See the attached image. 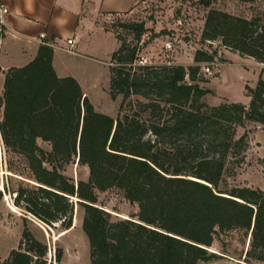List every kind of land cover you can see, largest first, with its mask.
<instances>
[{
  "label": "trees",
  "instance_id": "1",
  "mask_svg": "<svg viewBox=\"0 0 264 264\" xmlns=\"http://www.w3.org/2000/svg\"><path fill=\"white\" fill-rule=\"evenodd\" d=\"M120 27L134 37H117L120 46L111 56L109 96L122 97L115 119L96 112L74 79L57 77L48 46L4 74L0 136L9 151L27 160L36 183L20 187L14 205L66 231L72 227V199H78L90 264H200L216 257L207 251L214 236L234 230L249 235L246 258L264 261V192L220 189L228 158L237 165L244 160L247 136L235 139L236 128L246 121L264 126V82L247 89V107L208 106L201 101L210 91L198 85L205 81L199 64L213 62L211 55L197 51L195 65L187 68L137 66L144 23ZM217 40L264 64L261 17L210 10L201 41ZM133 96L145 102L126 107ZM75 161L87 168V181L75 184L61 174L63 165ZM113 188L137 207L130 219L112 221L96 206L97 192ZM46 255L47 246L24 225L17 248L0 264H47ZM61 256L57 250L55 264Z\"/></svg>",
  "mask_w": 264,
  "mask_h": 264
},
{
  "label": "rangeland",
  "instance_id": "2",
  "mask_svg": "<svg viewBox=\"0 0 264 264\" xmlns=\"http://www.w3.org/2000/svg\"><path fill=\"white\" fill-rule=\"evenodd\" d=\"M263 1L256 0L245 3L237 0H209V5L204 6L201 4V0H142L130 13L108 19L105 26L119 39L130 42L134 34L121 28L120 25L144 23L145 32L139 43L140 53L147 54L153 65L183 66L187 68V65H180L179 63L189 62L186 59H189L190 55L194 58L197 51L211 55L213 61H215L214 57L219 60L220 45L218 42L220 40L214 41V43L213 41H201L205 18L210 10L215 9L245 19L259 16L264 22ZM166 42L172 44L171 51L167 53L164 50ZM213 52L215 53L214 57ZM209 64H199V77L205 81L198 82V85L202 89L210 91V94L205 95L201 101L213 107L218 102L217 98L213 96V87L215 89L216 87L213 86V80L211 82L210 80L216 75V71L214 76L210 77L204 76L202 71V67ZM192 65H195L194 62ZM138 101L145 102L140 97L133 96L124 101V105L126 107L129 103L136 105ZM99 102H101L100 99ZM1 103L0 96V121L2 117ZM126 107L122 114L126 112ZM251 123L253 122L246 121L243 127L236 128L235 139L244 134L247 136V147L243 153L244 160L240 165H237L235 158H228L226 170L220 183L221 190L228 191L232 188L248 187L260 189L264 192V159H257L253 152L248 151L249 146H255L254 142H252V145L248 143L251 141L253 131L256 130L252 128L245 129L256 126ZM245 125L247 126L245 127ZM258 139L264 146L263 133L258 134ZM38 145L44 151H50L47 143L38 141ZM260 155H264V148ZM60 172L75 184L88 179L87 168L79 166L76 161L63 165ZM32 185H36V183L32 179L27 160L23 156L9 151L3 145L0 136V257L5 255L7 249L17 248L25 225L35 239L47 246V264H55L57 250H60L62 254L61 264H90L89 244L82 231L84 211L76 204V198L72 199L74 202L72 227L66 231L60 228L58 224L50 227L14 205L18 189L22 186ZM96 206L107 213L112 221L130 219L137 212V207L125 200L123 194L114 188L105 192H97ZM248 249L249 235L244 231L234 230L216 234L211 247L207 248V251L216 257L200 264H245V262L248 264H264V261L258 262L247 259L245 254ZM0 261L2 260L0 259Z\"/></svg>",
  "mask_w": 264,
  "mask_h": 264
},
{
  "label": "crops",
  "instance_id": "3",
  "mask_svg": "<svg viewBox=\"0 0 264 264\" xmlns=\"http://www.w3.org/2000/svg\"><path fill=\"white\" fill-rule=\"evenodd\" d=\"M141 1L0 0V5L7 9L0 38V96L4 74L11 68L27 65L36 57L40 47L48 46L53 50L52 66L57 77L74 79L96 112L116 117L122 97L110 98L109 81L111 56L119 48L120 42L107 29L105 22L111 17L130 13ZM42 34L44 38L40 37ZM67 40H72V44H67ZM218 44L219 60L214 57V52L213 57L219 66L210 80L216 87H213V96L218 102L213 107L224 103L247 107L251 100L247 89L253 90L259 80L264 82L263 64L225 49L220 42ZM144 56L153 64L147 54ZM186 61L189 62L179 64L192 65V56ZM251 124L256 126L245 129L256 130L248 143L252 145L254 142L255 146H249L248 151L262 160L264 155H260V152L264 146L258 134H264V126ZM11 250L7 249L0 259L6 258Z\"/></svg>",
  "mask_w": 264,
  "mask_h": 264
},
{
  "label": "built area",
  "instance_id": "4",
  "mask_svg": "<svg viewBox=\"0 0 264 264\" xmlns=\"http://www.w3.org/2000/svg\"><path fill=\"white\" fill-rule=\"evenodd\" d=\"M7 14V9L0 5V38H1V26L4 24V16ZM41 38H44V35L42 34L40 36ZM67 44L71 45L72 44V40H67ZM172 49V44L170 42H166L164 44V50L165 52H169ZM137 66H145V65H153L150 64V62L148 61V59L146 58V56H144L143 54L140 53V50H138L137 52V57H136V61L134 63ZM212 66H213V72H212ZM219 66V64L216 61H213L212 63H210L209 65H204L202 67V71L204 76L206 77H210V76H214L215 74V70L216 68ZM264 67V64H263Z\"/></svg>",
  "mask_w": 264,
  "mask_h": 264
},
{
  "label": "water",
  "instance_id": "5",
  "mask_svg": "<svg viewBox=\"0 0 264 264\" xmlns=\"http://www.w3.org/2000/svg\"><path fill=\"white\" fill-rule=\"evenodd\" d=\"M78 201V199H76ZM251 232V231H250Z\"/></svg>",
  "mask_w": 264,
  "mask_h": 264
}]
</instances>
